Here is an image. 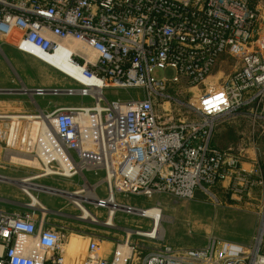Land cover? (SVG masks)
Masks as SVG:
<instances>
[{
    "label": "built area",
    "instance_id": "1",
    "mask_svg": "<svg viewBox=\"0 0 264 264\" xmlns=\"http://www.w3.org/2000/svg\"><path fill=\"white\" fill-rule=\"evenodd\" d=\"M0 44L29 54L69 51V60L89 81L61 88L28 87L22 81L20 89L0 87V95H28L36 108L0 110L4 161L16 162L20 155L36 160L32 168L39 173L24 177L30 181L78 177L83 185H95L94 198L81 203L102 209L103 221L89 210L100 222L114 220L118 211L150 221L148 229L120 227L124 236L107 257L90 240L81 264H264V0H0ZM223 56L238 66L220 86L221 109L201 111L171 92L201 85ZM155 69H171L172 75L156 78ZM107 88L136 95L109 100ZM44 95L88 97L92 104L42 106L34 97ZM172 102L194 118L174 112ZM236 118L248 120L247 139L225 148L213 145L216 126ZM16 119L38 122L37 134L26 138L32 149L11 144L17 129L10 122ZM86 172L103 175L90 183ZM101 184L104 197L97 192ZM40 185L51 195L68 191ZM216 188L231 201L260 188L263 207L254 243L211 236L201 247L161 243L144 253L148 248L139 239L163 242L154 218L142 215L149 208L161 213L159 205L116 200L117 194L192 199L203 192L220 202ZM28 203L22 204L25 209L0 208V264H66L63 247L72 233L53 220L65 213ZM72 203L80 211L73 217L81 219V208Z\"/></svg>",
    "mask_w": 264,
    "mask_h": 264
},
{
    "label": "rangeland",
    "instance_id": "2",
    "mask_svg": "<svg viewBox=\"0 0 264 264\" xmlns=\"http://www.w3.org/2000/svg\"><path fill=\"white\" fill-rule=\"evenodd\" d=\"M0 87H10L20 89L21 83L27 86L52 88V87H68L77 86V82L68 74L58 70L48 61L41 58L37 52L30 50V53L20 51L10 44H3L0 46ZM20 57L22 61L13 66L11 58ZM9 60L10 66L7 62ZM238 66L236 59L226 56L221 57L215 66L212 73L205 79V81L197 87H176L171 90L173 94L180 100H183L195 108L204 111L212 112L222 108L224 101L220 94V86L226 77L233 72ZM19 75L17 78L16 75ZM153 76L158 78L161 76H171L172 70L155 69ZM9 76L12 81L9 82ZM9 85V86H8ZM104 95L107 99H127L136 95L134 90H120L107 88L104 89ZM0 110L9 111L13 114L21 111L35 112L36 108L32 103V99L25 94H8L0 95ZM34 99L42 106L46 104L56 105H91L92 100L88 97L66 95H44L35 96ZM4 100V101H3ZM158 112L162 113L161 107H158ZM172 110L174 112H181L182 117L194 118V113L186 109H179L172 102ZM179 116V115H178ZM10 123L17 129L15 134V141L11 142L16 149H32V142L28 144L26 138L38 132V122L31 119H16ZM27 126V128H26ZM30 130V133H29ZM31 134V135H29ZM216 134H218L216 136ZM249 135V124L246 118H236L225 122H221L215 128L213 140L217 141V145L221 143H228V145H235L242 140H246ZM216 136V137H215ZM212 140V143H213ZM230 145V146H231ZM218 148H223V146ZM27 157V156H24ZM28 159H17L21 163ZM4 161L0 154V208L6 210L25 209L23 203L30 202L29 197L23 192L24 188L20 186V182L15 183L12 180L24 179V177L35 176L39 173L36 164L30 163V166L22 165L19 162ZM24 161V162H23ZM36 165V166H35ZM248 168V164L244 165ZM102 172L89 173L86 172L85 176L90 183H95L102 177ZM29 182L34 184H46L61 189H66L69 192L82 188L83 181L74 177L67 179L58 176L40 177L35 178ZM46 190H31L33 195L43 203L42 196H50L53 202L49 205V209L53 211L64 212L65 214L54 216L53 220L59 224L65 225L69 233H72L69 238L74 234L79 238L75 241L80 247L78 252L71 251V256H81L78 262L81 264L87 244L90 240H94L100 245L98 252L103 254V251L109 246V242H115L124 236V231L120 228H140L148 229L150 221L146 218L132 215L123 211H118L113 220L114 227L104 225L103 222L97 223L87 219H77L73 215L79 214L80 211L71 199L63 196L51 195L43 193ZM220 202H216L208 194L197 192L192 199H178L169 195H155L151 198L144 196L123 195L117 194L116 200L119 203L133 205L137 207H147L158 204L161 210V215L165 217L162 220V232L160 227V234H164L163 242H151L146 239H139L143 245L147 246V250L157 246L161 243H168L175 248H196L201 247L209 237H217L223 240L236 242L242 245H249L254 243L255 237L258 234V227L260 223V212L263 207V199L261 197L260 188L254 189L249 196L244 197L240 201H231L224 194H221L218 189H214ZM65 192V191H64ZM99 196L106 195L105 185L101 184L97 188ZM60 193V192H58ZM86 207L98 215L103 221L104 211L102 209H94L92 205ZM112 224V225H113ZM157 229L156 231H158ZM261 233V234H260ZM261 250L264 252V227L260 232ZM68 238V239H69ZM132 239L137 240L136 237ZM83 240V241H82ZM70 241V243H71ZM68 242V241H67ZM66 242V243H67ZM65 243V245H66ZM75 244V247L77 246ZM63 247L64 255L68 264H74L73 258L67 254V247ZM74 246V245H73Z\"/></svg>",
    "mask_w": 264,
    "mask_h": 264
},
{
    "label": "bare ground",
    "instance_id": "3",
    "mask_svg": "<svg viewBox=\"0 0 264 264\" xmlns=\"http://www.w3.org/2000/svg\"><path fill=\"white\" fill-rule=\"evenodd\" d=\"M8 40H9V38H8ZM0 46H1V44H0ZM33 51L37 52V54L41 58H43L44 60L48 61L51 65H53L58 70H60L61 68L64 69V70H69L70 73H71V74H69V76L71 78H73L74 80H76L77 82H80V83H89L88 79L85 78V76H84V74L82 72L81 66H77L76 64L72 63L69 60V58H68L69 57L68 56L69 51H63L61 53H56L55 55H52V56H49L47 54H44V53H42V52H40L38 50H33ZM60 71H62V70H60ZM26 128H27V126H26ZM40 129L42 130V132L40 133V135L44 137L46 135V133H45V130L43 129V125H40ZM29 133H30V130H29ZM31 142H32V140H31ZM13 157H15V156H12L11 158L13 159ZM16 158L17 159H28V161L25 160V162H28V164H30V163L36 164V162L34 161V159L33 158H30V157H24L23 155H20V156L15 157L14 159H16ZM11 181H13L15 183L20 182V186L24 188V192L29 195L30 202L27 205L32 206V207H41L42 205H44L43 203H41L40 201H38V199L31 192V190H43L44 189L43 186L29 182V178H24V179H20V180H12L11 179ZM94 188H95V185L85 184V185L82 186L81 189H78V190H75V191H71V192H69V191H66V192L62 191L60 193H64L65 197H67L68 199H71V200L73 199L72 202L74 201L75 203H77V205L82 210L81 211V214H80V218L81 219H87L89 221H93V222L100 223V221H98L95 217H93V214H91V212L89 211V209H87L81 203L82 200H88V199L94 198V194H93ZM142 212L143 211H139L140 214ZM142 215L152 216L154 218V221L156 222L155 231L157 229H159L158 231H160V227H161V232H162V223L161 222H162V220L165 219V217L162 216L158 212V210H155V209H152V208L145 209V211L143 212ZM102 224L112 225L113 224L112 217L110 216ZM67 241L68 242L65 245V247H67V250H66L67 251V254L70 257L73 258L74 264H79L78 262L81 260V256H76V255H72L71 256V251H70L71 249L70 248H72L73 241H71L70 238ZM70 241H71V243H70ZM66 264H68L67 261H66Z\"/></svg>",
    "mask_w": 264,
    "mask_h": 264
},
{
    "label": "crops",
    "instance_id": "4",
    "mask_svg": "<svg viewBox=\"0 0 264 264\" xmlns=\"http://www.w3.org/2000/svg\"><path fill=\"white\" fill-rule=\"evenodd\" d=\"M1 48V47H0ZM11 62H13L14 63V65L13 66H15V65H17L18 64V61L20 62V61H22L21 59H20V57H13V58H11V60H10ZM7 62H8V64H9V60H7ZM9 67L11 68V69H13L12 68V66H10V64H9ZM60 70H62L65 74H71L70 73V71L69 70H64V69H60ZM17 76V78H19L20 79V77H18L19 75L17 74L16 75ZM13 79H12V77H10L9 76V82L8 83H10L11 81H12ZM9 86V85H8ZM28 87H34V86H28ZM4 101V100H3ZM0 102H2V99L0 100ZM63 105H65V104H63ZM228 144H229V142H228ZM213 145H215V146H219V145H217L216 143H215V141L213 142ZM221 146V145H220ZM219 146V147H220ZM222 147V146H221ZM42 199H43V204L47 207H49V205H51V203L53 202L52 200H50V199H52L50 196H47V195H44V196H42ZM81 238V236L78 238L75 234L73 235V236H71V239L73 240V245H72V248H70L71 250L70 251H73V252H78L79 250V248L80 247H78L79 246V244H76L75 243V241L76 240H78L79 241V239ZM83 241V240H82ZM75 244L77 245L76 247H75ZM112 245H113V242H109V246H107V249L106 250H104L103 251V256H105V257H107V256H109L110 255V249H111V247H112Z\"/></svg>",
    "mask_w": 264,
    "mask_h": 264
},
{
    "label": "trees",
    "instance_id": "5",
    "mask_svg": "<svg viewBox=\"0 0 264 264\" xmlns=\"http://www.w3.org/2000/svg\"><path fill=\"white\" fill-rule=\"evenodd\" d=\"M217 135H218V134H216V136H217ZM216 136H215V137H216ZM233 141H234V140H231L230 142H233ZM213 142H214V140H213ZM230 142H229V143H230ZM215 143L217 144V141H216V140H215ZM221 144H222L221 146H223V148H225V147H227V144H228V143H226V144H225V143H224V144L221 143ZM232 144H234V142H233ZM230 145H231V144H230ZM228 146H229V145H228Z\"/></svg>",
    "mask_w": 264,
    "mask_h": 264
}]
</instances>
